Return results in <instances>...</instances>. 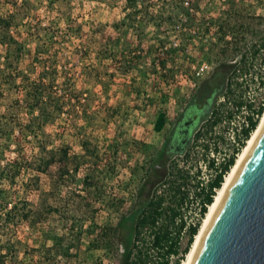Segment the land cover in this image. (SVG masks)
<instances>
[{
	"label": "rangeland",
	"instance_id": "rangeland-1",
	"mask_svg": "<svg viewBox=\"0 0 264 264\" xmlns=\"http://www.w3.org/2000/svg\"><path fill=\"white\" fill-rule=\"evenodd\" d=\"M151 1L159 2L137 0V5L143 8ZM184 1L191 7L189 15L164 27V50L176 48L164 79L153 65L157 38L147 17L139 15L128 23L125 0H0V14L13 13L14 38L10 44L0 39V264H117L119 248L90 246L93 230L103 222L115 224L131 206L144 174L142 165L157 152L181 103L211 67V53L221 48L214 43L213 31L196 30L195 19L187 34L178 29L188 28V16L214 14L230 0ZM240 8L260 30L253 37L260 49L244 76L243 95L257 103L264 73V0ZM252 12L260 15L250 16ZM21 39L26 40L22 52ZM203 63L208 67L197 74ZM35 78L51 83L48 92L54 101V112L38 138L47 148H67L82 160L79 165L69 163L63 176L57 161L44 172L29 169L21 174V157L32 150L22 139L28 106L25 84ZM159 110L167 121L157 131L153 121ZM245 111L242 105L229 121L215 125L208 148L194 147L195 155L187 161L194 174L187 183L191 195L182 207L186 224L198 216L194 187L210 178L212 170L204 166L209 148L218 150V157L230 150ZM24 197L34 206L49 202L54 209L46 211V218L25 219Z\"/></svg>",
	"mask_w": 264,
	"mask_h": 264
},
{
	"label": "trees",
	"instance_id": "trees-1",
	"mask_svg": "<svg viewBox=\"0 0 264 264\" xmlns=\"http://www.w3.org/2000/svg\"><path fill=\"white\" fill-rule=\"evenodd\" d=\"M253 1L255 0H230L227 4L219 5L214 14L202 11L199 15L196 14L197 17L188 16V28L183 26L178 29L182 34H187V29H191L195 19L198 23L196 30L201 33L213 31L214 43L221 45V48L211 53L208 58L211 67L200 76L188 97L181 103L157 152L142 165L144 174L131 206L120 213L115 224L103 222L93 230L90 246L95 249L119 248L117 264H183L209 206L223 185L225 174L229 173L236 162L235 152L246 145V140L257 128L264 113V73L259 77L260 99L257 103L254 98L244 99L243 95L246 86L244 76L253 67L260 49L253 37L260 30L247 19L248 13H243L240 8ZM122 8L124 19L128 23L135 22L139 15L147 17L150 33L157 38L153 65L161 70V76L165 79L170 70L169 65L174 61L176 48L164 50V27L166 24H175L185 13L189 15L191 7L184 0L151 1L143 8L137 5V0H125ZM257 15L260 14H250ZM12 21V12L0 14V39L9 44L14 39L10 34ZM136 25L139 30L142 28ZM25 43L26 40L21 39L18 46L21 52L25 49ZM49 89L51 83L41 78L27 80L25 84L28 106L27 121L21 124L24 131L22 139L24 143L32 145V150L29 156L21 157V174L29 169L44 172L57 161L61 165L60 172L63 176L69 170V163L79 165L82 161L78 159L80 155L68 154L67 148H61L58 152L47 148L45 142L38 138L42 125L54 112V101ZM221 96L224 101H219ZM229 104H233L235 108H231ZM242 105L246 106V111L239 127L236 126L234 131L240 146L220 163L219 170L214 169V174L206 183L194 187V193L199 199L198 216L186 224L182 207L189 199L187 183L194 177L187 161L195 155L193 149L197 144L204 149L208 148L207 139L214 137L215 125L229 121L236 111H241ZM166 121L165 112L159 110L153 121L154 129L161 130ZM214 142L216 143V139ZM24 143H21V154ZM83 146L87 149L86 142ZM202 155L206 156L205 153ZM177 157H180L181 162ZM209 163L214 167V159L211 158ZM31 189H37V186ZM53 209L49 202L34 206L27 198H21V210H27L23 213L25 219L30 216L35 217L34 221L46 218V211ZM185 224L187 236L182 243L181 234ZM52 246H47L46 250H50Z\"/></svg>",
	"mask_w": 264,
	"mask_h": 264
},
{
	"label": "water",
	"instance_id": "water-1",
	"mask_svg": "<svg viewBox=\"0 0 264 264\" xmlns=\"http://www.w3.org/2000/svg\"><path fill=\"white\" fill-rule=\"evenodd\" d=\"M189 264H264V122L214 207Z\"/></svg>",
	"mask_w": 264,
	"mask_h": 264
},
{
	"label": "bare ground",
	"instance_id": "bare-ground-1",
	"mask_svg": "<svg viewBox=\"0 0 264 264\" xmlns=\"http://www.w3.org/2000/svg\"><path fill=\"white\" fill-rule=\"evenodd\" d=\"M263 122H264V113H263V115H262V117L260 119V122H259L257 128L253 131L251 137L248 140H246L247 144L244 145L245 147L244 146L242 147L241 150H243V151L241 153H240L241 150L238 152L235 164L233 165V167L231 168L229 173L227 175L225 174V180L223 182V185L218 189V192H217V194L215 196V199H214L213 203L209 206V210H208V212L206 214V217L204 218L203 224H202L199 232L197 233L196 238L194 240V243H193V245L191 247V250L187 254V258L184 260L183 264H189L193 254L195 252V249H196V247H197V245L199 243V240H200V238L202 236V233H203V231H204V229L206 227V224H207V222H208V220H209V218H210V216L212 214V211H213L214 207L216 206L219 198L221 197V195L224 192L225 188L227 187L229 181L231 180L232 176L234 175L235 171L237 170L238 166L240 165L242 159L244 158L245 154L247 153V151H248L249 147L251 146L253 140L255 139L258 131L260 130Z\"/></svg>",
	"mask_w": 264,
	"mask_h": 264
},
{
	"label": "built area",
	"instance_id": "built-area-1",
	"mask_svg": "<svg viewBox=\"0 0 264 264\" xmlns=\"http://www.w3.org/2000/svg\"><path fill=\"white\" fill-rule=\"evenodd\" d=\"M208 65L203 63L200 68L196 71L197 74H202L204 69L207 68ZM240 146V141L235 137V135H232L231 136V139H230V150L226 153L224 152L220 157H218V150L215 152V150L213 148H209V153H208V157H207V160L206 162H204V166L205 165H209V169L212 170L211 173H210V178L212 177V175L214 174V169L217 168L218 170L220 169V163L225 161L227 159V157H229L230 153L234 152L235 149H237L238 147ZM236 154H238V151L235 152ZM214 159V167H212L209 163V160L210 159ZM210 178H207L206 182L210 179ZM205 182H202L200 180V183L199 184H203ZM189 192V195H191V191H188ZM194 192V191H193ZM199 207V206H198Z\"/></svg>",
	"mask_w": 264,
	"mask_h": 264
}]
</instances>
